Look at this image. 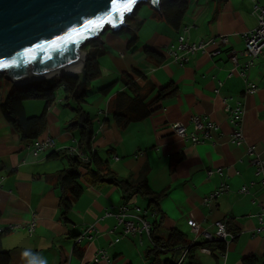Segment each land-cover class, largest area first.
Returning <instances> with one entry per match:
<instances>
[{
    "label": "crops",
    "instance_id": "0c3cea01",
    "mask_svg": "<svg viewBox=\"0 0 264 264\" xmlns=\"http://www.w3.org/2000/svg\"><path fill=\"white\" fill-rule=\"evenodd\" d=\"M190 3L183 26H190L187 36L192 41L215 40L207 53L193 54L185 64L174 61L167 48L177 43L183 26L179 31L174 29L157 10L146 9L143 14L139 12L142 16L136 10L128 27L101 35L104 39L100 37L95 46L104 51L99 58L101 76L91 82V91L81 105L93 119V147L117 177L133 184L146 180L153 191L165 193L158 208H148L157 211L151 221L162 222L165 231L179 229L191 242L204 240L203 232L213 234L215 223L226 221L234 239L225 251L215 247L196 249L198 264H243V258L249 255L262 264L264 226L259 216L264 219V188L247 153V143L255 144L264 157V50L246 70V76L240 71L249 59L242 53L245 33L257 25L254 6H264V0ZM140 21L143 24L137 30ZM124 30L127 33L119 34ZM135 34L137 43L129 49L128 42ZM223 36L228 37V43L221 40ZM146 48L161 52L162 63H155ZM234 54L237 63L232 60ZM136 70L143 76L135 74ZM125 74L135 76L146 102L162 86L172 84L176 91L156 103L149 116L120 126L110 104L119 92L132 94L120 80ZM113 82L116 84L109 92L99 91ZM248 83L258 87L254 93L246 92ZM4 98V92H0V101ZM238 103L245 107L242 125L247 143L243 145L231 140L234 127L226 110V104ZM23 105L27 116L39 115L45 100L30 98ZM77 105L76 94H66L62 86L57 89V98L46 111V129L39 137L52 136L55 149L38 156L0 109V227L24 225L5 232L0 246L10 252L9 264H93L99 250L110 257L99 259L100 264H147L146 251L152 245L149 235H123L121 227L111 232L117 219L107 214L125 202L146 209L149 199L145 196L126 197L122 187L112 183L91 184L85 175L88 170L78 166L84 190L63 217L60 198L64 191L58 173L76 163L64 153L56 157L49 154L79 146ZM140 106L138 110L143 108ZM122 107L118 102V108ZM197 114L215 121L219 129L211 140L194 144L178 137L171 123L182 122L192 131L191 119ZM219 167L223 168L222 175L216 171ZM209 169H214L211 175ZM223 182L229 189L207 203L206 198ZM243 186L248 187L247 193L240 191ZM33 219L36 228L30 234L27 226ZM193 219L200 226V234L191 227ZM91 226L92 238L79 240ZM258 227H262L259 232Z\"/></svg>",
    "mask_w": 264,
    "mask_h": 264
},
{
    "label": "trees",
    "instance_id": "16d2710c",
    "mask_svg": "<svg viewBox=\"0 0 264 264\" xmlns=\"http://www.w3.org/2000/svg\"><path fill=\"white\" fill-rule=\"evenodd\" d=\"M190 0H162L161 15L165 21L174 29L180 30L183 26V20L189 8ZM132 16L128 18L127 25L132 20ZM143 21L137 23V30L141 28ZM135 29V30H136ZM100 38L95 41H90L85 49L87 50V59L85 63L86 79L82 80L80 75H63L44 80L33 81L24 85L12 84L11 90L7 96L0 101V109L6 120L20 134L21 139L26 143L38 139L46 129V111L57 98V89L62 86L68 95L76 94L78 105L75 107L77 112L76 125L79 127V147L89 157V161H83L77 155H70L65 152L52 151L49 157H56L64 153L70 157L75 163L72 168H67L59 171V182L63 188L64 194L60 198L61 207L63 208V217L66 218L72 206L74 199L78 198L84 186L81 183V173L78 166H84L88 171L85 174L88 182L98 184L102 182L119 185L126 193V197L133 195H142L149 199L148 208L154 206L153 209L159 207V202L164 196V192H155L148 185L146 180L137 184H133L128 180L119 179L115 172L110 168L108 161H103L93 147L95 130L91 115L85 111L81 102L85 100L89 94L91 82L101 76V67L99 58L104 55L103 49L97 46ZM138 40L135 34L128 42V48H133ZM91 46L95 48H90ZM145 52L155 58V63H162L163 54L155 49L146 48ZM138 76H143L139 71H135ZM133 74H125L121 77V81L127 85L132 94L127 92H119L116 98L111 102V110L115 121L120 126H125L131 121L140 120L152 113V107L162 99L171 96L175 93L176 88L172 84L162 86L153 99L146 102V95L142 93V88L135 81ZM1 80V79H0ZM116 82L110 83L99 89L102 93L109 92ZM30 98H42L45 100L43 111L39 115L27 116L24 112L23 101ZM118 102L123 107L118 108ZM125 105V107H124ZM142 109L138 110L139 107ZM127 203V202H125ZM0 233V243L5 235ZM152 245L146 251L147 264H198L195 259L194 251L199 247H213L224 251L227 248L226 242L223 240L216 241L213 239H204L202 241H189L187 236L177 228H172L167 231L163 228V223L153 221L151 228ZM181 249H186V259L179 263L178 258ZM10 252L5 251L0 246V264H9ZM93 264H100L94 262ZM243 264H259L256 256L249 255L243 258ZM264 264V261L263 263Z\"/></svg>",
    "mask_w": 264,
    "mask_h": 264
},
{
    "label": "water",
    "instance_id": "95a60500",
    "mask_svg": "<svg viewBox=\"0 0 264 264\" xmlns=\"http://www.w3.org/2000/svg\"><path fill=\"white\" fill-rule=\"evenodd\" d=\"M161 1L0 0V79L24 85L81 73L85 81L83 48L122 30L143 3L160 12Z\"/></svg>",
    "mask_w": 264,
    "mask_h": 264
},
{
    "label": "built area",
    "instance_id": "2783aa9c",
    "mask_svg": "<svg viewBox=\"0 0 264 264\" xmlns=\"http://www.w3.org/2000/svg\"><path fill=\"white\" fill-rule=\"evenodd\" d=\"M253 13L257 17V25L250 31L245 33V47L242 53L249 59L246 61L244 67L245 69L240 71L242 76H246V70L254 64V59L260 55L264 50V6L256 4L253 9ZM182 32L178 35L177 43L170 45L167 48L168 55L176 62L180 64H185L190 60L193 54L198 52L207 53L210 44L215 43L214 39L208 41H192L187 33L190 30V26L184 25ZM221 40L224 43H228V37L223 36ZM212 53V52H211ZM234 63H237V54L232 56ZM257 86L254 83H248L247 93H254L257 90ZM219 92V90H217ZM226 110L229 112V120L233 125V131L231 134V140L237 145H243L246 142V137L243 131V119L245 114V107L238 103L235 106H230L226 104ZM193 124V130L188 131L186 124L182 122L171 123V129L173 132L183 140H189L194 144L204 143L207 140H211L213 133L219 129V125L210 119H207L201 115H194L191 119ZM31 152L38 156L42 153L55 149V141L52 136L47 135L44 138H38L31 142L30 144ZM66 153L70 155H77L83 161L88 162L89 157L82 151V149L77 147H69ZM247 153L252 157V162L255 164L256 170L255 174L261 180L262 186L264 188V157L260 155L255 144L247 143ZM218 173L223 174V168L219 167L216 169ZM214 169L208 170V175H211ZM229 189V185L223 182L218 189H216L209 197L206 198L207 203L211 202L213 198L222 194ZM240 191L242 193L248 192V187L243 186ZM108 215H114L117 219V224L111 232H113L118 227H121V232L123 235H140L142 233H147L151 238V228L153 221L150 218L157 216L156 210H150L142 208L137 204L123 203L120 204L115 212H107ZM260 222L264 226V219L259 216ZM24 225L9 224L7 227H0V233L7 232L12 229L22 228ZM191 227L193 231L200 234V226L194 219L191 220ZM215 232H203L202 235L205 239H220L226 242L228 245L235 237V234L230 232L226 221L219 220L215 223ZM36 228V220L33 219L27 226V230L30 234H33ZM94 226L87 228L85 232L80 234V238L88 236L92 238V230ZM258 232L262 230V227L257 228ZM225 251V250H224ZM186 249H181L178 262L182 263L186 259ZM224 254V253H223ZM99 259L109 260L110 257L105 250H99L95 256L96 262Z\"/></svg>",
    "mask_w": 264,
    "mask_h": 264
},
{
    "label": "rangeland",
    "instance_id": "374dc122",
    "mask_svg": "<svg viewBox=\"0 0 264 264\" xmlns=\"http://www.w3.org/2000/svg\"><path fill=\"white\" fill-rule=\"evenodd\" d=\"M190 4H192V3H190ZM146 9H149L151 11L155 10V9L152 8V6L149 3H143V4H141L138 7V9H137L138 11L137 12H138V14H139V12H141L140 14H143L144 10H146ZM140 16H142V15H140ZM107 32H111L110 29L107 30ZM123 33H127V30L122 31L119 34H123ZM103 39L104 38H102L101 40H103ZM83 50H85L87 52V50L85 49V47L83 48ZM80 74L78 73L76 75H80ZM12 84H13L12 81L7 80L5 77H1V80H0V92H4L5 97L7 96L8 92L11 90V88L13 86Z\"/></svg>",
    "mask_w": 264,
    "mask_h": 264
},
{
    "label": "bare ground",
    "instance_id": "6f19581e",
    "mask_svg": "<svg viewBox=\"0 0 264 264\" xmlns=\"http://www.w3.org/2000/svg\"><path fill=\"white\" fill-rule=\"evenodd\" d=\"M78 70H79V68H75V69H73L74 72H77Z\"/></svg>",
    "mask_w": 264,
    "mask_h": 264
},
{
    "label": "clouds",
    "instance_id": "9594fccd",
    "mask_svg": "<svg viewBox=\"0 0 264 264\" xmlns=\"http://www.w3.org/2000/svg\"><path fill=\"white\" fill-rule=\"evenodd\" d=\"M25 255L27 256V255H28V253H25ZM30 264H31V262H30Z\"/></svg>",
    "mask_w": 264,
    "mask_h": 264
},
{
    "label": "snow or ice",
    "instance_id": "6c2138e0",
    "mask_svg": "<svg viewBox=\"0 0 264 264\" xmlns=\"http://www.w3.org/2000/svg\"><path fill=\"white\" fill-rule=\"evenodd\" d=\"M131 9H129V11H130Z\"/></svg>",
    "mask_w": 264,
    "mask_h": 264
}]
</instances>
